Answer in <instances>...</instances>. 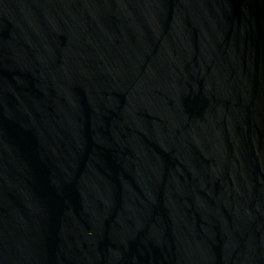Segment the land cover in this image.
<instances>
[{
	"label": "water",
	"instance_id": "water-1",
	"mask_svg": "<svg viewBox=\"0 0 264 264\" xmlns=\"http://www.w3.org/2000/svg\"><path fill=\"white\" fill-rule=\"evenodd\" d=\"M0 264H264V0H0Z\"/></svg>",
	"mask_w": 264,
	"mask_h": 264
}]
</instances>
